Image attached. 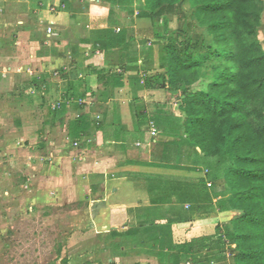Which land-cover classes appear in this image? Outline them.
<instances>
[{"label": "crops", "instance_id": "1", "mask_svg": "<svg viewBox=\"0 0 264 264\" xmlns=\"http://www.w3.org/2000/svg\"><path fill=\"white\" fill-rule=\"evenodd\" d=\"M144 1L0 0V83H7L9 77L12 79L8 99L14 94H20L18 98L27 97L23 92L32 95L25 101L11 102L10 106L5 104L6 92L1 93L0 111H10V107L16 112L24 111V107L38 111L41 106L51 107V103L62 102L63 111L57 112L55 121L44 126V131L35 135L34 140L37 145L42 144L40 152L44 151V146L50 150L62 139L65 147L62 151H66L71 142L80 143L79 148L72 150L77 155L81 153L84 160L75 163L77 177L71 178L70 182L74 181L78 190L84 185L83 196L85 199L90 196L89 222L95 225L97 232L110 234L108 236L123 234L120 238H139L135 235L149 227H156L153 238L158 237L169 224L173 225L171 232L174 235L175 231L196 227L200 222L211 221L212 225L229 222L235 218L233 214H239L219 209L211 188L203 191L198 202L183 191L185 188L191 191L193 184V190L198 192L197 183L191 181L200 175L199 178L206 179L210 187L208 184L212 182L205 177L208 169L203 167H209L215 159L206 158L198 148L182 158L181 154L179 157H173V153L167 156L164 146H153L159 143L163 129L153 117L150 118L154 107L147 102L149 88L140 80L145 55L135 56L129 50L135 21H126L128 18L119 21L118 18L124 16V12L127 17L135 15L137 9L142 10ZM51 8L55 9L54 13H50ZM140 17L148 19L141 14ZM49 28L54 35L47 33ZM142 28L140 30L145 34ZM117 29H121V33ZM26 50L23 57L22 52ZM118 65L122 66L121 72L113 68ZM6 74L10 76L7 78ZM117 75L122 76L121 79H116ZM22 79L23 82H19ZM139 99H145L139 105L145 107L149 117V122L141 128L136 115ZM162 110H166L164 106H155L154 112L157 115ZM6 117V112L0 113V120L4 121ZM56 118L60 119L56 121ZM81 119L88 124L87 129L71 134V123ZM15 123L26 126L19 119ZM152 126L159 132L155 138L151 135ZM47 129H50L49 134ZM145 136H150L149 140H141ZM168 138V142L172 141ZM139 143L142 148L137 147ZM48 150L40 156L46 161V164L42 163L44 167L47 169L50 164L49 168H53L54 162L59 166L61 159L55 158L53 152L49 156ZM141 150L145 158L140 157ZM183 151L185 153V149ZM169 159H179L197 171L148 165L179 164L176 160L167 162ZM30 164L37 165L34 161ZM56 169L57 177L63 173L71 176L74 172L64 165ZM53 185V182L47 185L48 191L55 190ZM212 203L215 208L205 207ZM164 237H160L161 242ZM150 262L156 264L158 260L147 261Z\"/></svg>", "mask_w": 264, "mask_h": 264}, {"label": "trees", "instance_id": "2", "mask_svg": "<svg viewBox=\"0 0 264 264\" xmlns=\"http://www.w3.org/2000/svg\"><path fill=\"white\" fill-rule=\"evenodd\" d=\"M186 3L194 10L198 28L206 29L210 42L203 41V46L207 45L204 52L199 50L200 43L191 39L182 42V48L169 45L163 57L165 71L146 77L144 87L168 85L171 91L181 93L178 108L183 118L170 110L158 111L153 117L160 127L169 129L164 133L172 141L159 142L167 156L175 152L186 158L187 150L191 155L198 148L206 158L217 162L210 171L212 185L208 187L206 179H199L198 192L193 184L191 191L183 189L187 197L198 202L203 191L211 188L219 209L240 215L216 225L213 235L191 241L174 242L172 224L165 226L167 230L158 237L153 238L156 227L135 236L141 245L151 246L152 257L159 264H264V47L257 40L264 0H145L141 15L160 17ZM204 79L210 80L206 89L193 92L191 88ZM137 103L141 128L149 117L139 100ZM82 121L71 123V134L87 129L88 124ZM178 163L148 165L197 171L180 160ZM161 236L170 243L167 249H159ZM122 246L117 242L112 248L121 250Z\"/></svg>", "mask_w": 264, "mask_h": 264}, {"label": "rangeland", "instance_id": "3", "mask_svg": "<svg viewBox=\"0 0 264 264\" xmlns=\"http://www.w3.org/2000/svg\"><path fill=\"white\" fill-rule=\"evenodd\" d=\"M142 12V10L137 9L136 14L131 17H127L126 12H124V16L118 17L119 21L126 18H128L126 21L130 22V19L135 21L133 22L135 23L134 32L130 37L132 44H129V50L135 56L145 55L146 61H142L144 69L140 76H154L165 71L166 66L163 63V57L166 56V49L169 45H178L179 48H182L181 43L191 39L193 43L199 42V50L204 52V46L207 47V45L203 46V41L210 42L206 29L198 28L194 10L188 3L182 5L175 12H167L159 15L160 17L154 16V18L147 20L140 17ZM50 13H54L52 8ZM261 21L262 26L259 29L257 40L264 47V13ZM141 27H143L145 34L140 30ZM117 31L121 33L122 30L117 29ZM27 52L28 50L23 51L22 56L25 57L24 54ZM194 52L192 51V53ZM121 67L119 65L113 66L118 72H121ZM6 75L7 78L10 76V74ZM23 80L19 82H23ZM11 82L12 79L9 77L7 83H0V94L6 92L5 98L10 94L8 91L11 89ZM209 82L210 80L204 79L191 89L193 92L204 90ZM158 83L162 84V80ZM147 92V102L154 107L152 109L154 114L152 113L150 118L156 116L155 106H164L166 111L170 110L174 116L184 117L178 108L182 100L181 93H178L180 91L173 92L168 85L165 88L156 85ZM24 93L27 97L18 98L17 95L20 94H14V97L10 98L11 100L6 99L5 104L11 106V102L21 101L22 99L25 101L30 97L28 95L31 94L23 92V95ZM142 100L139 99V101L144 102ZM61 103L56 101L51 103V107L48 105L41 106L38 111L27 106V108H23L24 111L20 112L11 110V107L10 111L8 109L0 111V113L6 112L7 115L4 121L0 120V264H151L147 261L156 260L152 257L153 249L151 246L141 245L139 238L134 239L129 236L128 238H125V236L120 238V236H108L110 234L99 233L95 225L89 222L91 216L88 210L90 196H87L86 199L83 196L85 192L81 191L85 189L84 185H81L78 190L77 184L74 181L70 182L71 178L75 179L77 177V174H75L77 170L76 162L84 160L81 159V153L77 155L72 150L75 148L73 142L68 145L66 151H62L65 148L62 145L64 140L62 139L59 144L58 142L53 144L55 150L52 147L48 150L44 146V151L40 152L39 148L42 144L37 145V142H35L37 140H34L37 137L35 135H39L41 131H44V126H48V123L55 121V114L63 111ZM2 106L7 107L6 105ZM64 115L65 113L60 118ZM60 118H56V121ZM17 119L22 120L26 126H17L15 123ZM40 127H42V130ZM170 127L172 126L170 125ZM162 129L163 133L158 137L159 142L167 141L170 137L164 133V131L169 130L167 126ZM47 130V134H49L50 129ZM149 137H141V140H149ZM153 146L159 147L161 145L160 143H154ZM137 147L141 146L137 145ZM47 150L49 156L53 152L55 158L61 159V161L57 160L60 161L59 166L64 165L70 170L74 169L71 176L69 174L66 176L63 173L60 177H57L59 172L56 167L59 166L55 164L54 161L56 160L53 161V168H49L51 167L50 164H47V169L44 167L46 161L41 159L40 156L43 153L46 154ZM57 154H62V156ZM33 155H35V158H33ZM179 155L173 153V157ZM155 156L156 154L152 158L154 159ZM140 157L145 158L143 150H141ZM65 158L68 159L65 160ZM173 160L179 162V159ZM31 161H34L37 165L34 164L33 167L30 164ZM216 166V160H213V162L211 160L209 167H203L204 170H209L205 172L206 178H210V171ZM202 175L204 176V173ZM199 177L192 179L191 182L198 183V179H202ZM50 182L54 184V191H48L47 185ZM214 203L216 204V202ZM211 206H214L213 203L206 204L205 207L209 209ZM236 214H233L234 217L240 215ZM195 226L175 231L176 234L174 235L172 232L174 242H186L203 235H213L216 223L212 225L211 221H207L205 224L200 222ZM117 242L123 243L122 247L124 248H121V250L113 249V243ZM169 245L170 243L163 239L160 248L167 249Z\"/></svg>", "mask_w": 264, "mask_h": 264}, {"label": "built area", "instance_id": "4", "mask_svg": "<svg viewBox=\"0 0 264 264\" xmlns=\"http://www.w3.org/2000/svg\"><path fill=\"white\" fill-rule=\"evenodd\" d=\"M52 10L53 11H55V9L54 8H52ZM47 33L49 34V35H54L53 34V30L51 29V28H49L48 30H47ZM145 79H146V77H144V76H142V82L144 83V81H145ZM144 80V81H143ZM154 124V123H153ZM151 135L155 138V137H157L158 136V131H157V129L156 128H154L153 126L151 127ZM73 145H74V147L75 148H79L80 147V143L79 142H75V143H73ZM139 145H140V143H139ZM141 146V145H140ZM209 186H211L212 184L211 183H209L208 184ZM188 264H190V263H188Z\"/></svg>", "mask_w": 264, "mask_h": 264}, {"label": "clouds", "instance_id": "5", "mask_svg": "<svg viewBox=\"0 0 264 264\" xmlns=\"http://www.w3.org/2000/svg\"><path fill=\"white\" fill-rule=\"evenodd\" d=\"M212 184V183H211Z\"/></svg>", "mask_w": 264, "mask_h": 264}]
</instances>
